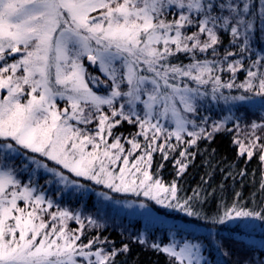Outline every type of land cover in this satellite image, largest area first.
Instances as JSON below:
<instances>
[{"label":"snow or ice","instance_id":"snow-or-ice-1","mask_svg":"<svg viewBox=\"0 0 264 264\" xmlns=\"http://www.w3.org/2000/svg\"><path fill=\"white\" fill-rule=\"evenodd\" d=\"M257 21L264 33V0H259V8L253 0H0V264H116L117 255L130 251L127 244L110 251L96 248L97 243H107L98 236L84 243L80 213L47 211L53 201L46 200L42 189L34 194L38 189L31 182L17 179L21 166L25 171L31 165L43 168L65 186L81 185L37 157L112 193L142 195L163 208L196 217L210 228L240 218L264 224V200L250 208L234 199L209 216L194 207L198 194L182 200L176 180L166 185L149 170L155 152L168 160L170 153L179 151L183 159L174 160L177 177L186 171L184 161L194 155L188 149L202 138H212L200 126L205 120L196 121L209 97L226 105L251 103L264 109V54L257 55L251 46ZM224 35H230L235 52L226 49L221 59L198 58L209 50L218 57ZM180 53L190 62L173 63ZM85 56L107 79L87 75L81 62ZM234 56L240 59L229 62ZM240 70L245 79L236 83ZM224 71L232 74L228 81L218 74ZM89 80L105 84L107 94L94 92ZM222 89L239 94L225 95ZM57 97L67 102L63 109ZM104 105L110 115L102 111ZM259 119L264 121V116ZM93 120L94 134L70 123L88 125ZM122 121L139 129L127 141V150L121 137L108 143L105 136L112 137ZM250 127L264 131V123ZM220 128L219 122L213 126L214 131ZM136 137H143V144ZM259 139L237 143L242 155H258L264 163V143ZM136 150L141 154L132 159ZM260 188L264 192V181ZM99 195L114 200L107 192ZM45 203L47 208L42 207ZM138 207L148 212L145 203ZM69 220L80 227L69 229ZM89 225L101 227L91 218ZM178 235L171 233L166 244L149 245L143 233L135 239L165 255L166 264H208L206 245L224 249V242L211 231L196 242L178 240ZM223 255L230 253L224 250Z\"/></svg>","mask_w":264,"mask_h":264},{"label":"trees","instance_id":"trees-1","mask_svg":"<svg viewBox=\"0 0 264 264\" xmlns=\"http://www.w3.org/2000/svg\"><path fill=\"white\" fill-rule=\"evenodd\" d=\"M253 2L259 8V0H253ZM260 29L261 26L257 21L256 34L251 38L252 50L257 55L264 54V33ZM230 39V35L222 36V44L218 47V57H213L211 50H209V53H198V58L202 60L205 58L221 59L226 49L235 52L236 49L230 44ZM178 56L179 59L173 60V63L187 64L190 62L184 54L180 53ZM251 58L254 59L255 57ZM233 59H240V57H230L229 62ZM245 61L250 62L247 54ZM82 64L87 73L95 74L101 80L106 79L99 74L95 67L93 68L87 63V58H83ZM224 67L226 68L227 65L225 64ZM218 74L222 76L223 81H228L232 75L228 71ZM245 75L243 70L238 71L236 83L242 82ZM87 82L94 92L107 94L108 89H97L91 85L90 81ZM207 87L210 89L211 86ZM222 91L225 95L229 93L239 94L235 89H222ZM102 111L108 115L111 114L106 105L102 106ZM261 116H264V109L259 105L253 106L251 103L226 105L222 101H211L209 97L202 102L196 121L199 124L201 119L205 120V123L200 126L211 132L212 138H202L197 145L188 149L194 155L189 160L184 161L188 164L186 171L177 177L174 160L180 158L179 151L170 153L168 160H164L159 151L155 152L149 170L154 177L158 176L166 185H170L176 180L180 189L177 195L182 200L188 197L195 198L198 194L199 199L193 201L194 207L209 216L216 214L218 206L222 204L231 205L234 199H238L250 208L256 207L261 200H264V192L260 188L261 182L264 181V163L260 162L258 155H254L250 159L246 154L242 155L237 141L247 144L249 139L259 137L258 143H264V131L259 128L253 130L250 127L252 123L257 125L264 123L259 119ZM217 122L221 124V128L219 131H214L213 126ZM77 127L94 134L97 131V121L93 120L88 125L77 124ZM188 127L191 129V125ZM138 130L134 125L122 121L112 130L113 136L108 137V141L111 143L116 137H121V144L126 150L130 149L131 145L127 141L132 139ZM185 138H187L186 134ZM136 139L143 144V137H136ZM172 142L176 143L174 138ZM140 154V150H136L132 159ZM41 160L45 161L44 159ZM16 163L20 164L19 158H17ZM31 171V167L25 171L21 166L17 172V179L21 180L22 184L31 182L38 189L34 194H41L39 190H43L42 194L46 200L51 199L53 201V207L47 210L49 213L56 212L58 209H66L73 214L80 213L84 224L82 230L84 243L98 236L100 240H106L107 243H97L95 247L103 248L105 251H110L113 247L119 249L123 244L129 246L130 251L115 257L116 264H166L167 257L165 255L157 253L150 247L141 246L135 238L143 233L149 245L153 241L158 244H166L168 237L173 232L179 233L178 240L183 238L196 242L197 240H204L211 231L222 240L224 249L221 251L206 245L203 255L208 264H247L249 261L252 264H259L261 260H264V224L258 220L250 218L258 224L259 233L245 229L239 224L231 225L230 221L210 228L203 220L196 217H188L183 212L173 209L165 212L154 205L151 207L162 216L149 218L98 198L92 192L85 194L73 189L65 190L59 186L53 177L42 172H37L34 177ZM241 171H243V175L240 174ZM83 183H88L89 186L97 189V186L90 182L84 181ZM237 193L240 194L239 197L236 196ZM111 196L120 201L126 199ZM44 206L46 203L42 205V207ZM89 218L96 220L101 227L90 226ZM45 219H48L47 215ZM67 225L69 229L80 227L74 220L67 221ZM224 250H227L230 256L223 255Z\"/></svg>","mask_w":264,"mask_h":264},{"label":"rangeland","instance_id":"rangeland-1","mask_svg":"<svg viewBox=\"0 0 264 264\" xmlns=\"http://www.w3.org/2000/svg\"><path fill=\"white\" fill-rule=\"evenodd\" d=\"M93 15H96V13H93ZM17 58H18V57H17ZM83 58H86V56L81 58V62H82ZM8 60H9V63L13 62L12 58H8ZM87 63H88L91 67H93V68L95 67V68L98 70L99 74H100L101 76H103L104 78H106V76H105L103 73H101V72L99 71L98 64H97V65H92L88 60H87ZM85 71H86V69H85ZM86 73H87V72H86ZM18 74H22V70H18ZM87 75H88V76H92V77H98L97 75L92 74V73H87ZM106 79H107V78H106ZM89 81H90V80H89ZM90 83H91V85H92L94 88H97V89H107L105 84H99V85H97V84L93 83L92 81H90ZM5 94H6V93H5ZM97 94H99V95H106V94H100V93H97ZM57 104H58V107H59L60 109H63V108L66 106L67 102H66V101H62V100L59 99V97H57ZM70 123H72V124H74V125L77 126V122H76V121H70ZM105 136H106V139L108 140V137H107V134H106V133H105ZM108 143H110V142L108 141ZM89 150H90V146H89ZM32 155H34V154H32ZM37 158H38L39 160L44 159L45 161H43V162H44V163H47V164L49 165V167H53V168L56 167V169L58 168V170L63 171L65 175L69 176V178H70L71 180H75V179H76V180L79 182V184L81 185V187L65 186L64 184L59 183V182H58V179H57L56 177H54V176L52 175V173L45 171L43 168H37L35 165H31V166H30V167L32 168L31 173L34 175V177H35V175L37 174V172H42L43 174H45V175H47V176H51V177H53V178L59 183V186L63 187L65 190L73 189V190H77L78 192H84L85 194H86V193L88 194V193H91V192H92V193H94V194L96 195V197H98V198H99V197L102 198V197L99 195L100 192H107L108 195H110V196H111V195H114V196H116V197H118V198H121V197H122V199H123V198H126L125 200H122V201L114 199V200H111V201H109V202H112V203L115 204L116 206H119V207H121V208H123V209H127V210H129V211H131V212L139 213V214H143L144 216L149 217V218H160L159 216H162V215H160V214L158 213V211L154 210L153 207H151L152 205L156 206L158 209L163 210V211H165V212H169V210L171 211V209L163 208V207H161L160 205H157L154 201H150V200H148L147 198L143 197L142 195L139 196V197H137V196H134V195H132V194H125V193H112V192H110V190L104 188L103 185H96L94 182L89 181V180H85V179L82 178V177L77 178V177L73 176L71 173H68L67 170L62 169L59 165H56V164H55L54 162H52V161H48L45 157H37ZM41 161H42V160H41ZM117 163H118V164H119V163H122V161H118ZM115 170L118 171V168L115 169ZM70 176H71V177H70ZM72 177H74L75 179H73ZM81 181H83V182H84V181H85V182H90V183L94 184L95 186H97V187H96L97 189L93 188L91 185L89 186L88 183H83V182H81ZM84 184H85V185H84ZM86 184H87V185H86ZM127 198H128V199H127ZM102 199H103V198H102ZM103 200H104V199H103ZM141 202L145 203V204L148 206V212H147V213H145L144 209H141V208L138 207V205H139ZM18 203L20 204L21 207L24 206L23 201H18ZM127 203H131V204H133V207H125V205H126ZM44 207L47 208V203H46V206H44ZM230 224H231V225L239 224V226H241V227H243V228H245V229H248V230L254 231L255 233H259V231H260V228H259L258 224H257L256 222H254L253 220H250V218H240V219H237V220H232V221H230ZM93 258H94V257H93Z\"/></svg>","mask_w":264,"mask_h":264}]
</instances>
